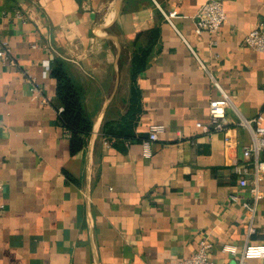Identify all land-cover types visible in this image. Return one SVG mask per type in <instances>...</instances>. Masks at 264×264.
Returning <instances> with one entry per match:
<instances>
[{
	"label": "crops",
	"instance_id": "crops-1",
	"mask_svg": "<svg viewBox=\"0 0 264 264\" xmlns=\"http://www.w3.org/2000/svg\"><path fill=\"white\" fill-rule=\"evenodd\" d=\"M204 1L0 0V264H177L204 239L236 264L224 244L264 243V178L252 212L233 167L250 142L236 123L264 117V52L244 44L264 30V0H222L219 30L197 34ZM174 9L176 28L163 16ZM55 60L91 121L75 152ZM211 77L232 102L230 149L196 126L220 97ZM153 124L164 129L145 157Z\"/></svg>",
	"mask_w": 264,
	"mask_h": 264
},
{
	"label": "built area",
	"instance_id": "built-area-1",
	"mask_svg": "<svg viewBox=\"0 0 264 264\" xmlns=\"http://www.w3.org/2000/svg\"><path fill=\"white\" fill-rule=\"evenodd\" d=\"M163 16L174 28V19L179 16L177 10L163 11ZM226 20V11L222 0H206L204 1L196 14L194 15L195 33L202 32L215 33L219 30L222 23ZM244 44L259 52H264V30L255 28L249 31L244 37ZM10 48L6 41L0 39V58L7 59L10 56ZM201 67H205L200 61ZM213 85L220 91V97L210 100L209 116L206 122H197L199 127L205 134L214 131H222L225 134V144L227 148L236 146V138L231 131L232 127L225 121L227 109L232 105L231 99L223 89L218 80L211 77ZM61 110V108H60ZM264 120L263 115L257 117L245 118L241 117L236 125L244 127L250 133V142L243 146V163L233 162L234 171L239 176L240 186H251L250 192L253 195V203L245 202L246 208L254 212L258 201L262 198V192L259 188L260 181L264 178ZM164 129L162 124H153L149 127V133L146 138L142 139V152L145 157L152 155V144L158 140L159 133ZM252 169L254 181L248 180V173ZM233 200H237L235 196ZM252 230V229H251ZM212 243L207 240H201L199 248L193 254L180 259L177 264H218L210 258V250ZM222 249L233 256L240 254V259L236 264H250L251 259H258L264 263V243H248L240 251L237 246L232 244H224ZM222 264H231L224 262Z\"/></svg>",
	"mask_w": 264,
	"mask_h": 264
},
{
	"label": "trees",
	"instance_id": "trees-1",
	"mask_svg": "<svg viewBox=\"0 0 264 264\" xmlns=\"http://www.w3.org/2000/svg\"><path fill=\"white\" fill-rule=\"evenodd\" d=\"M50 71L57 81L56 97L61 104L60 121L71 133L70 148L75 152L83 147L84 135L91 130V121L82 106L79 89L65 72L62 62L53 61Z\"/></svg>",
	"mask_w": 264,
	"mask_h": 264
}]
</instances>
